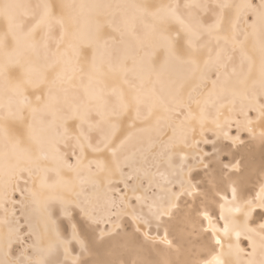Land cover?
Segmentation results:
<instances>
[{
    "label": "snow or ice",
    "instance_id": "snow-or-ice-1",
    "mask_svg": "<svg viewBox=\"0 0 264 264\" xmlns=\"http://www.w3.org/2000/svg\"><path fill=\"white\" fill-rule=\"evenodd\" d=\"M116 44L128 93L104 86ZM0 146L5 183L36 185L20 216H0V264H66L73 242L74 264H113L92 257L139 252L153 224L175 259L129 264H256L221 232L254 234L264 264V0H0Z\"/></svg>",
    "mask_w": 264,
    "mask_h": 264
},
{
    "label": "bare ground",
    "instance_id": "bare-ground-1",
    "mask_svg": "<svg viewBox=\"0 0 264 264\" xmlns=\"http://www.w3.org/2000/svg\"><path fill=\"white\" fill-rule=\"evenodd\" d=\"M75 2L76 3H84V4H115V3H130V2H133V0H75ZM136 2H138V0H136ZM234 2L235 3H240L241 0H234ZM253 2L256 3L257 0H253ZM95 18H97L96 17V14L94 12H90L88 9H85L83 11V13H82V22L83 21H89V23H87L85 25L86 27H91V20H93ZM98 18L100 20H102V21H107L111 17L108 16L107 14H104V15H100ZM250 19H252V17ZM240 27L241 28H244L245 27V24L240 25ZM105 31H106V34L107 35H114V36H116V37L119 38L118 33L112 32L110 29H107V28H106ZM248 31H249V33H252V29L251 28H249ZM258 39H259L258 38V35H255V34L250 35L249 36V39H248V42L246 44V48L249 50L250 54L253 55V58L256 61V68L254 69V72H253V79H255L258 76V67H259ZM118 46H119V49H118V52H116L117 53V56L114 54L116 57L115 56L114 57L113 56L111 57L112 58V63H113V68L115 69V71L112 72V73H110L108 76L105 77V79H104V86H105V90L106 91L111 90L112 88L116 87V88H122L125 91V93H128L129 92V87H128L127 84L123 83V80L125 79V77H124L123 72L120 70V67H119L120 66V61H121L122 57L125 55V52H124V49H123V46L122 45H118ZM110 53L111 52H109L107 50V51L102 52L101 53V56L106 59L110 55ZM124 66L126 68H128V69L133 68L132 60L131 59H128L126 61V63H125ZM101 67L105 71H107V64L106 63L102 64ZM127 79H129V80L132 79V76H131L130 73L127 76ZM249 87H250V90H251V82L249 84ZM239 103L240 102L238 101L237 107H239ZM228 115H229L228 111L225 110V116H228ZM232 115L234 116L235 114L233 113ZM247 115H248V117H250L252 119L253 118H256V112L255 111H248ZM236 116H239V115H236ZM241 116H243V114ZM237 119H239V118L237 117ZM240 120H241V117H240ZM243 120H244V116H243ZM257 131H259V128H257ZM229 132H230V130H229ZM233 134L235 136V132ZM207 135H208V133H207ZM201 145H200V147H201ZM0 147H2V146H0ZM255 154H256V160H257V165H258V163H259V145H257V148L255 150ZM2 163H3V161H2V159H0V164H2ZM30 180H29L30 181V185H28L29 186V189L30 188H34L36 186L35 184H33L32 178H30ZM16 181L18 182V179ZM29 181H28L27 184H29ZM37 181H38V178H37ZM11 183H13V181ZM9 184L10 183H8V184L5 183V177L3 176L2 172H0V206L3 205V198L6 195L7 190L10 189V188L7 189L8 186H9ZM19 185H22V183L19 184ZM12 187L14 189V186H12ZM22 188H20V189H22ZM24 191H26V189ZM256 191H258V190H256ZM16 193H18V192H16ZM23 194H24V192H23ZM27 194H29L28 196H30L29 191H27ZM7 195H8V193H7ZM20 195H22V194H20ZM25 196L23 198H25ZM29 199H30V197H29ZM12 200H10V201H12ZM7 206H8V204H7ZM11 206H12V204H11ZM20 206H21V204H20ZM1 207H3V206H1ZM5 208H4L5 210H8L7 209L8 207H5ZM11 210H12V208H11ZM257 211L259 212V210H257ZM19 214H21V213H19ZM0 215H2L1 212H0ZM236 216H237V218L241 222H243V216L241 214H236ZM258 221H259V216L257 214H254V218H253L252 221H249V224L252 227H256V223ZM204 223L206 225L207 224V221H204ZM217 226L223 228V221H219ZM101 227H105V226L104 225H101ZM152 227L150 229V234L153 235L154 237H157V239L154 242L153 241H143L142 237H138V240L140 241V243L142 245L139 252L125 251V250H122V249H118V250L112 252L109 255H105V254L102 253V254H100L98 256L92 257V259H97V260H101V261H111V262H113V264H115V262H119V261H124L125 264H129V262H131L133 260H137V259L145 260V261H150V262H155V261L160 260L161 259V256L163 254H165V253H168L169 254V258L175 259V256L172 254V250H170L162 242V239L161 238H162V235H163V229L157 230L155 228V226H154V228H152ZM174 235H175V233L170 234V237L169 238L171 239ZM220 235H221V238L224 240L225 244H227V243L236 244L237 242L239 243L240 247L244 249V254H242V259L243 260H249V259H251V260H254L256 262V264H259V261L262 259V255H261V249L259 247V238L258 237H255L254 234L247 233V232H242L241 235H240V237H239V240L238 241H237V237L235 235V232H232L230 234V236H228V237H225L224 234H223V232H221ZM250 235H252L253 238L257 240V249H256L255 256H249L248 255V253H251L252 252V247H251L252 241L248 239V236H250ZM77 245H79V244L77 243ZM73 252L74 251H73L72 245H70V255L67 258V261H66L67 263H70V262H73L74 261ZM181 258L187 260V259H197L199 257L198 256L184 255ZM208 258L211 259L212 257L209 255ZM61 259H63V257H61Z\"/></svg>",
    "mask_w": 264,
    "mask_h": 264
},
{
    "label": "rangeland",
    "instance_id": "rangeland-1",
    "mask_svg": "<svg viewBox=\"0 0 264 264\" xmlns=\"http://www.w3.org/2000/svg\"><path fill=\"white\" fill-rule=\"evenodd\" d=\"M254 3V2H253ZM251 17L249 16L248 17V20L250 19ZM249 21H251V19L249 20ZM242 24H245L244 23V20L242 19L241 20V24L240 25H242ZM114 36V35H113ZM117 39H119L118 37H117ZM118 45H120V44H116V45H114V46H110L109 47V49H108V51L109 52H111L110 53V55H111V57L113 56H117V53L116 52H118V49H119V46ZM113 52H112V51ZM113 53V54H112ZM115 54V55H114ZM115 56V57H116ZM128 64V63H127ZM128 66V65H127ZM111 98H113V97H111ZM114 99V98H113ZM235 115H234V118L235 119H237V117L239 118V120H240V117H241V120L240 121H243V116H241L242 114H238V113H234ZM236 115H239V116H236ZM256 118H253V120H255ZM235 126V125H234ZM234 126H232V128L231 129H229L230 130V134L231 135H233L234 136V132H235V135H236V133H237V128H236V126L234 127ZM236 128V129H235ZM232 130V131H231ZM242 135V138H244V139H247V137H248V133L247 132H244V133H242L241 134ZM208 137L209 138H212V134L210 133H208ZM205 146V147H204ZM208 147V148H207ZM201 148H204V150L205 151H211L212 150V145H204V144H202L201 145ZM256 148H257V146H256ZM256 148H255V150H256ZM24 175V176H23ZM18 176L21 178H19L18 179V182L16 181L17 179V177L16 176H13L12 177V179H11V182L13 181V183H11L10 182V184H9V186H8V188L7 189H9V190H7V192H6V195L4 196V198H3V205H1V206H3V207H1L0 206V212H1V214L2 215H0V216H3L4 214H5V207H8L7 209V211L8 212H11V208L13 209V208H15V210H16V215L17 216H20L21 214H19V213H21L22 211H23V209H22V207L20 206V202H21V200L22 201H24L25 203H27L28 202V200H29V197L30 196H28L29 194H27V191H28V189H29V186L28 185H30V177L28 176V174L26 173V172H24L23 174L21 173H19L18 174ZM28 176V177H27ZM23 178V179H22ZM30 180H28V179ZM27 181V182H26ZM28 181H29V184H27L28 183ZM22 183V185H19V184H21ZM19 185V186H18ZM26 185V186H25ZM12 186H14V189H13V187ZM23 188H22V187ZM25 187V188H24ZM20 188H22V189H20ZM19 189V190H18ZM26 189V191H24ZM256 190H258V177H253V180H252V183L249 185V192L250 193H253V192H255ZM11 194H10V193ZM13 192V193H12ZM16 192H18V193H16ZM23 192H24V194H23ZM7 193H8V195H7ZM20 194H22V195H20ZM18 195V196H17ZM26 195V196H25ZM11 196V197H10ZM13 196V197H12ZM25 196V198H23ZM11 199H10V198ZM6 198V199H5ZM8 199V200H7ZM16 202L15 204H13L12 202H13V200ZM7 200V201H6ZM10 200H12V201H10ZM10 201V202H9ZM8 202V203H7ZM6 203V204H5ZM7 204H8V206H7ZM11 204H12V206H11ZM14 206V207H13ZM5 208V209H4ZM10 208V209H9ZM4 209V210H3ZM21 210V211H20ZM152 228H154V225H153V227ZM66 235H67V232H66ZM74 245V246H73ZM72 248H73V251L75 252H73V256L74 257H76L78 254H80V252H81V248H80V246L79 245H77V243H75V242H73V244H72ZM77 248V249H76ZM78 253V254H77ZM66 264H74V261L73 262H70V263H67L66 262Z\"/></svg>",
    "mask_w": 264,
    "mask_h": 264
}]
</instances>
